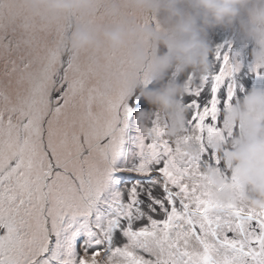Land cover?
<instances>
[{
    "label": "snow or ice",
    "instance_id": "6c2138e0",
    "mask_svg": "<svg viewBox=\"0 0 264 264\" xmlns=\"http://www.w3.org/2000/svg\"><path fill=\"white\" fill-rule=\"evenodd\" d=\"M71 29L0 0V264H264V208L214 200L209 175L236 182L212 146L244 134L221 115L230 55L186 77L185 131L171 137L158 113L142 127V98L110 64L73 57Z\"/></svg>",
    "mask_w": 264,
    "mask_h": 264
},
{
    "label": "clouds",
    "instance_id": "9594fccd",
    "mask_svg": "<svg viewBox=\"0 0 264 264\" xmlns=\"http://www.w3.org/2000/svg\"><path fill=\"white\" fill-rule=\"evenodd\" d=\"M22 16L53 28L72 23L65 43L75 59L109 65L111 79L127 86L149 105L136 110L148 129L158 113L171 137L184 134L188 108L184 96L188 77L212 72L209 30L236 26L254 41L255 67L264 69V0H10ZM165 48L166 51H163ZM195 83V80L192 81ZM226 126L242 124L244 134L226 145L212 146L236 177L235 185L209 172L216 184L213 199L243 200L264 208V87H256L223 110ZM195 151L193 145L183 146Z\"/></svg>",
    "mask_w": 264,
    "mask_h": 264
},
{
    "label": "rangeland",
    "instance_id": "374dc122",
    "mask_svg": "<svg viewBox=\"0 0 264 264\" xmlns=\"http://www.w3.org/2000/svg\"><path fill=\"white\" fill-rule=\"evenodd\" d=\"M209 40L213 46V52L210 54V60L212 61L213 68L212 73L219 72L223 60V53L227 52L230 55L231 62L239 68V71L234 73L233 78H229L230 83L235 82V100L242 99L249 91H251L250 84H248L249 80H251V76L247 75L244 72L242 66H246L248 61L249 67L255 66V62L247 60L249 55L252 54V48L254 47V41L252 38L247 36L238 25L236 26H218L214 29L209 30ZM163 51H166L165 48H162ZM221 53L220 58H217V52ZM246 56H248L246 58ZM251 59V58H250ZM254 60V57H253ZM243 69V70H242ZM176 78L179 80H184L186 78L183 74H176ZM228 87L227 81L221 90V95L225 97L226 89ZM227 97V96H226ZM225 97V98H226ZM232 103H235L232 101ZM149 105L142 98V102L139 105V108H148ZM135 132V128L132 127L129 130V134H133ZM238 137L239 130L237 129ZM231 146V144H229ZM128 147V143H126L125 148Z\"/></svg>",
    "mask_w": 264,
    "mask_h": 264
},
{
    "label": "flooded vegetation",
    "instance_id": "af4514ba",
    "mask_svg": "<svg viewBox=\"0 0 264 264\" xmlns=\"http://www.w3.org/2000/svg\"><path fill=\"white\" fill-rule=\"evenodd\" d=\"M247 57L248 56H246V58ZM247 60L253 61L252 63L255 62L253 60V55L252 54L249 55ZM248 63H250V61H248ZM248 63H247L246 66L243 65L242 68L244 69V72L247 73V75L251 76V80H249V82H248V84H250V87H252L251 90L253 88H256V87H264V75H257V72L254 70L255 66H252V68H251V67H249ZM261 72H264V69H261ZM230 81L231 80L227 81V84H229ZM224 94H225V97H226L227 96V89H226V93H224ZM232 101L236 102L235 97H233ZM237 135H238V132H237ZM227 174L229 175V177L231 176L232 172H231L230 169H227Z\"/></svg>",
    "mask_w": 264,
    "mask_h": 264
}]
</instances>
